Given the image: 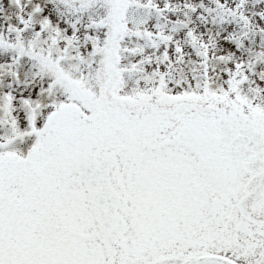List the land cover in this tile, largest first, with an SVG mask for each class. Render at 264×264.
Returning <instances> with one entry per match:
<instances>
[{"label":"snow or ice","instance_id":"1","mask_svg":"<svg viewBox=\"0 0 264 264\" xmlns=\"http://www.w3.org/2000/svg\"><path fill=\"white\" fill-rule=\"evenodd\" d=\"M0 264H264V0H0Z\"/></svg>","mask_w":264,"mask_h":264}]
</instances>
